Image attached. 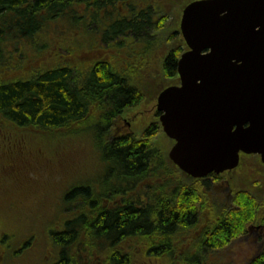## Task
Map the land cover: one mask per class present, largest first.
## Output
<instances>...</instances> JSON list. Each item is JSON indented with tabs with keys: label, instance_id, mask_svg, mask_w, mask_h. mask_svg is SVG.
Segmentation results:
<instances>
[{
	"label": "trees",
	"instance_id": "1",
	"mask_svg": "<svg viewBox=\"0 0 264 264\" xmlns=\"http://www.w3.org/2000/svg\"><path fill=\"white\" fill-rule=\"evenodd\" d=\"M180 1L0 0V132L7 131L20 142L30 132L49 140L59 136L50 148L60 150L71 132L84 127L81 135L91 134V149L98 152L93 169L120 170L111 190L66 187L70 181L65 185L60 181L67 165L62 159L42 168L31 155L14 157L27 168L14 174L12 185L0 183L1 219H11L7 206L31 210L26 205L29 198L21 193L25 192L21 180L38 189L44 172L50 190L60 189L56 194L60 221L48 230L50 242L43 246L49 264H150L151 259L174 258L189 250L211 256L248 233V225L264 227V203L253 193L223 186V201L216 208L210 190L221 183L220 175L190 179L167 160L154 143L164 137L155 107L147 126L135 131L144 122L143 105L152 104L160 87L178 79L177 59L184 44L178 32L181 8L174 6ZM182 1L183 6L190 0ZM148 37L160 40V54L147 50ZM50 40L55 45L49 48ZM33 47L44 53L23 54V49ZM10 55L32 64L24 73L18 68L7 72L8 60L3 58ZM130 118L134 126L122 124ZM8 139L0 136V145ZM11 151L1 148L0 155L7 158ZM162 177L170 180L164 188L155 187ZM14 181L18 183L11 192ZM44 202L42 207L50 213L49 197ZM4 239L0 237L3 252L8 250ZM261 242L244 264H264V238ZM27 260L32 264L31 258Z\"/></svg>",
	"mask_w": 264,
	"mask_h": 264
},
{
	"label": "water",
	"instance_id": "2",
	"mask_svg": "<svg viewBox=\"0 0 264 264\" xmlns=\"http://www.w3.org/2000/svg\"><path fill=\"white\" fill-rule=\"evenodd\" d=\"M178 82L156 95L167 158L187 178L264 162V0H190Z\"/></svg>",
	"mask_w": 264,
	"mask_h": 264
},
{
	"label": "rangeland",
	"instance_id": "3",
	"mask_svg": "<svg viewBox=\"0 0 264 264\" xmlns=\"http://www.w3.org/2000/svg\"><path fill=\"white\" fill-rule=\"evenodd\" d=\"M179 0H177L178 2ZM182 1V0H181ZM181 1L179 2V5L174 6L176 9L181 8ZM184 2V1H182ZM153 39V38H152ZM146 42V47H148L150 52L153 48V53L156 51L161 53V49H159V45H161L160 40L153 39V42L150 37L144 39ZM143 42V41H141ZM58 44L62 45L63 39H59L57 41ZM52 45H55V42L53 40L48 41V47H52ZM161 47V46H160ZM24 55H40L44 51L41 49V47H33V49H23ZM145 59L148 58L151 60L152 64L154 60L152 61V58L149 57V53H146ZM8 57H10L8 59ZM136 60H139V57H134ZM4 60H8V67L7 72H10L12 68H18V71H24L27 69V67L32 64V61L29 59H19L18 61H15L12 55L6 56L3 58ZM153 104V105H152ZM152 104L147 101L146 104L143 105L142 110L141 108L139 110L143 111L145 114H149L152 112L154 103ZM138 110V112H140ZM144 122H141L138 125V129L135 131L141 132L143 130V127L141 126ZM118 128V127H117ZM115 128V129H117ZM122 127H120L121 129ZM87 129H84V127H80L76 129L75 131L71 132L70 134V140L63 145V148L60 150H53L50 148V146L55 145L56 142H59V136L57 138L48 139L47 137H42L39 134L32 133L31 134H25L24 137L27 140H32L29 142H20L16 141V137L13 134H9L7 131L0 132V136H8L12 142V147L14 148V151L10 155H13L14 152L16 154H24V156L29 157L30 155L36 159L38 163H40L42 168H45V166H48L50 163L52 165H56V163L60 162L62 159L63 162L67 163L66 169L63 171V173L60 176V181H63L65 183L67 181H70V183H66V187H71L72 185L81 184L83 186H95L98 189V186H101L104 190H111L112 183L116 182L118 178L121 176L118 175V172L120 170L114 169L113 172L110 171V166H107L106 168L100 167L97 169H93L94 165V153L92 148V135L87 133L85 135H81L85 133L84 131ZM50 138V137H49ZM64 139V137L62 136ZM39 139V141H37ZM159 142V141H158ZM154 143L158 147L166 148L168 145V141L165 139H160V142L157 144L156 141ZM163 143V144H162ZM49 146V147H48ZM0 148H2V145H0ZM17 148H20L16 150ZM61 156V158H60ZM94 156V157H93ZM31 157V158H32ZM5 157L0 155V162H3ZM22 159V158H21ZM78 160H80L81 164L80 166L77 165ZM35 164L36 162L33 161ZM246 163L244 160L242 161V164ZM29 164V167H35V164ZM252 162L250 161V164ZM74 164V165H73ZM35 175L37 174L35 171L33 172ZM242 174V175H241ZM236 179H232L233 185L237 189H246L247 186L244 184V182L241 180L246 176L247 174L244 172L237 174H233ZM14 178V173L10 170H2L0 168V181L5 183L6 185H12V180ZM160 180H157L154 182V186L159 188V186L163 185V188L165 187L166 181L169 177H165V179L159 178ZM238 179V180H237ZM23 189H25V192H21L24 195H26L30 201L26 202V205L31 206V210L25 209L24 205H17V206H7L5 209V212L8 213L9 210H12L11 213V219H1L0 217V237L5 236L4 243L8 245V250L3 252V255H0V264H30L27 262V258H31L32 264H49L50 260H46L47 252L44 250L45 244L49 243L48 239V230H52L56 227V223L60 221V210L61 208L59 200L57 201L56 194L60 192V189L55 188L50 190V184H47L45 173H42V184L38 189H36L35 186H32L30 182H27L26 180H21ZM154 180H152L153 182ZM239 181V184L236 182ZM18 182L14 181L12 186V191L14 187L17 185ZM61 183V182H60ZM241 185V186H240ZM94 191V190H93ZM53 192L52 194H50ZM210 192H212V202L216 206V208H219V206L222 204L223 197H224V190L219 185H215L211 187ZM4 195H7L8 192H1ZM254 193V192H252ZM256 197L264 203V186L260 188L259 192H255ZM36 197V200L34 199V202H31V199ZM49 197V206H51L50 213L44 210V200ZM2 199V197H0ZM36 201V202H35ZM47 205V204H46ZM19 206V207H18ZM33 208V209H32ZM23 211L26 212V214L23 213ZM32 211V214H30ZM30 212V213H29ZM49 213V214H48ZM29 215V216H27ZM20 216H25L21 220ZM23 221V222H22ZM21 222V225L19 224ZM11 224L13 227H11ZM249 226V225H248ZM260 234V235H259ZM264 238V233L262 230H254L250 233H246L245 235H241L237 239L232 240L230 244H228L227 247L223 248L222 250L217 251L214 255H195L192 254V251L189 250L185 252L183 255L178 257H170V258H155L151 259L149 261L150 264H191L196 259H199V264H244L245 261H247L249 258H251L258 250V246L260 245V242ZM27 245V246H26ZM188 247L186 249H190V245H187ZM194 247V246H193ZM200 246L197 245L196 248L198 249ZM200 249V248H199ZM51 255V254H50ZM216 255V256H215ZM22 256V258L18 257Z\"/></svg>",
	"mask_w": 264,
	"mask_h": 264
},
{
	"label": "flooded vegetation",
	"instance_id": "4",
	"mask_svg": "<svg viewBox=\"0 0 264 264\" xmlns=\"http://www.w3.org/2000/svg\"><path fill=\"white\" fill-rule=\"evenodd\" d=\"M136 114H138V112H136L134 114L135 115L134 117H136ZM153 114H154V110H152V112L149 113L148 115L147 114L142 115L144 123L141 126L143 127V129L147 126L146 124ZM132 120H133L132 118H130V120L123 119L122 124L126 125L127 127L131 126V125L134 126L135 122H134V120L133 121ZM121 127H122V125H121ZM136 127H138V125H136ZM118 128H120V127H118ZM156 143L158 144L159 142L157 141ZM2 144H4V145H2V148L8 147L12 151H14V148L12 147V143L10 142L9 139L4 140V142H2ZM161 149L163 150V153H165L164 148L161 147ZM12 151L10 152V154L12 153ZM19 155L20 154H16L15 152L13 155H8L7 158H5L3 162H0V166H1L0 168L2 170H7V171L10 170L14 174L22 173L21 170H23L27 167H26V164L23 162L16 163V161H15L16 159L14 160V157H17ZM9 156H11V157H9ZM241 158H242L241 163L239 165V168L236 170V172L239 174V173L243 172V170H244V172L247 174L246 176H244L243 179H241L244 182V184L247 186L246 189H242V190L246 191V192H259L260 188L262 186H264V162L262 161L260 155H258V154H248V155L247 154H241ZM243 160L246 163L243 162V164H242ZM250 161L252 162L251 164H250ZM220 176L222 177V179H221V183L219 185L221 187L225 186L226 189L230 191V187L233 185V181H231V180L236 179V178L232 174L230 176H227L225 174L224 175L220 174ZM236 182L239 184V181H236ZM0 183H2V182L0 181ZM253 229L263 231L264 227L260 223L251 224L250 226H248V231H249L248 233L252 232ZM0 255H3V251H0Z\"/></svg>",
	"mask_w": 264,
	"mask_h": 264
}]
</instances>
